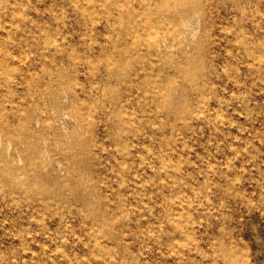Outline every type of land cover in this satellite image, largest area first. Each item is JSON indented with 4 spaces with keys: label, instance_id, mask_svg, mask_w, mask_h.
Masks as SVG:
<instances>
[{
    "label": "rangeland",
    "instance_id": "obj_1",
    "mask_svg": "<svg viewBox=\"0 0 264 264\" xmlns=\"http://www.w3.org/2000/svg\"><path fill=\"white\" fill-rule=\"evenodd\" d=\"M238 1L202 0L186 15L190 46L151 65L146 43L172 31L158 11L193 0H151L140 17V0H8L1 149L15 155L21 137L7 112L30 133L58 86L69 151L40 134L32 142L47 158L12 161L0 181V264H264V165L262 174L253 165L258 148L245 155L241 115L243 68L262 59L264 8L241 0L224 19L210 9ZM58 159L55 178L47 167Z\"/></svg>",
    "mask_w": 264,
    "mask_h": 264
},
{
    "label": "bare ground",
    "instance_id": "obj_2",
    "mask_svg": "<svg viewBox=\"0 0 264 264\" xmlns=\"http://www.w3.org/2000/svg\"><path fill=\"white\" fill-rule=\"evenodd\" d=\"M149 1H151V0H140V3H138V8L135 9V11H134L135 14H137L139 17L143 16L144 13H143L142 7H145V6L148 7V5L150 4ZM240 1H238L237 3L236 2L233 3L231 5V6H233V8H231V9H228L227 6L224 9H220V7L216 8L217 7L216 5H214V6L211 5L210 9H211V11H214V9H216V10H218V13H221L223 11L224 16H222V19L231 17L230 16L231 14L234 15V17H237L236 15H238V13H239L238 6H240V3H239ZM241 2L244 4H253L254 3L259 8L260 7L264 8V0H243ZM207 4H211V3L207 2ZM7 5H8V0H5V2L0 4V12H2L3 15L6 17L8 14ZM202 7H203L202 0H193V2L187 4L183 7H178L177 5H175V6L170 5L169 6L167 3L163 8H161L158 11L159 15L166 17L167 22L172 27V31L169 32L167 34L166 38H164L162 41L157 40V41H152V42L146 43L147 56L149 57V61L151 60L149 62L151 65L154 63L157 64V62L161 61V60H164L165 62H167L169 59L168 52L173 48H175L176 50H178L180 52H183L184 48L190 46V43L188 42L186 34H185L186 29H184L186 26V23H185L186 18H187L186 15L189 14V12L191 10L196 11L197 9H200ZM176 20H179L180 24H178ZM221 21L222 20H220V22ZM1 22H3V21H1ZM218 27H219V29H218L219 32H222L223 29L225 28V27H223V25H219ZM251 27H253V26H251ZM262 27H263V29L261 30V33H260L261 44H262L261 62L257 66L252 58H247V63L243 68L244 72H245V77H246V83H245L246 87H245V99H244V103H243L244 106H243V110L241 112V115L243 114V116H244L243 117L244 119L242 122L243 130H245V133H243V135H242L243 146L245 147L244 152H245V155L247 156L250 149L252 151H254L253 150L254 148L259 149L260 153H258L257 155H250V156L252 157L253 165L257 168V170L259 171L260 174L263 173L262 167L264 165V23H263ZM3 30H4V28H3ZM178 34H180V35H178ZM16 77H17V83L21 84L22 77L20 75H18ZM47 94H48L49 100L51 101L53 106L49 109H43L42 110V114L44 116H46V118H43L40 115L37 116V118L34 121L33 127L30 126L31 132L28 134L26 133L25 127L27 125H29L30 122L25 121V120L22 121L21 118L19 117V114L17 111H11V113L7 112V115H9L10 117L6 116V120L9 122V118H10V119H12V122L17 121V123H18V134L21 137H20V142H18L14 145L15 153H16L15 155H12L11 152L9 151V149L7 150V152H4V150L1 149L2 141H3V139H9V129L7 128V124L2 125L0 127L1 128V134L0 135H2V136H0V166H1L0 167V181H3V182L6 181L7 174H8V168L13 169L12 168V161L14 159L19 161V160H21L22 156L27 154L32 159L37 158V159H41V161H43L45 158H47L49 156L48 155L49 154L48 148H46L45 146L39 147L36 143L32 142V139H34V141L36 142L39 139L38 137L40 136V134H44V135L48 136L49 138H53L58 143H60L63 155L65 153L66 154L68 153L69 146L65 142V139H68L69 134H68L66 127H64L65 126V123L63 121L64 117L58 111L59 104L64 100V97L60 95L58 86H54L53 88L48 89ZM131 102H133V101L131 100ZM208 104H209L210 108H212V106H213V108L216 106L215 100L209 101ZM237 111H238V109L236 108V109H233V111L231 113V121H230L229 130H228L230 144L233 146L234 149L237 148V143H238V138H239V137L237 138L238 135L235 134V131L237 130L236 127H238V118L236 117V115L238 114ZM47 119L51 120V122H52V124L49 125L48 127H47V124L45 123V120H47ZM36 127H39V128L41 127L40 132L35 131ZM6 147H7V144H6ZM231 151L234 154L233 150H231ZM240 154L242 155V153H240ZM71 156L74 157V154H71ZM233 156H235V155H233ZM236 156H238V154ZM8 158H9V160H8ZM234 159H235V157H234ZM244 159H247V158H244ZM55 161H56V163H54V164H48L47 168L50 172L54 173L55 178H57L58 174H60V172H61V167H60L61 164H60L59 159L55 160ZM237 161L238 160L236 159V162ZM241 163H242V161H241ZM243 163H245V162L243 161ZM243 163H242V165H243ZM253 169H255V168H253ZM16 171H18V169H16ZM235 178L236 177H234V179ZM257 179H259V178H257ZM252 180H250V181H252ZM234 181H233V183H234ZM244 185H246V184L242 183V186H244ZM252 185H253V183H252ZM232 187H233V185H232ZM232 187H231V189H232ZM257 188H255V189H257ZM8 196L15 197V196H12L11 194H9ZM5 198H6V196H5ZM236 199L238 200V198H235V201H236ZM4 203H5V201H4ZM238 209H239V207H238ZM236 211H238V210H236Z\"/></svg>",
    "mask_w": 264,
    "mask_h": 264
}]
</instances>
